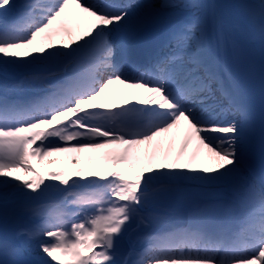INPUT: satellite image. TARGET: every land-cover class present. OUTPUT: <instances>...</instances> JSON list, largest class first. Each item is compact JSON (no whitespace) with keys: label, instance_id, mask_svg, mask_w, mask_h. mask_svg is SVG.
Returning <instances> with one entry per match:
<instances>
[{"label":"snow or ice","instance_id":"1","mask_svg":"<svg viewBox=\"0 0 264 264\" xmlns=\"http://www.w3.org/2000/svg\"><path fill=\"white\" fill-rule=\"evenodd\" d=\"M215 7L0 0V15H12L0 23V264H264V172L248 163L264 117L257 128L232 78L239 45ZM245 16L264 61V0ZM165 19V40L141 62L138 32ZM17 75L15 92L46 91L11 99L3 81ZM114 85L122 103L102 99ZM181 129L206 150L199 162L200 147L185 161L186 143L173 155ZM68 153L72 167H54ZM83 153H101L85 159L103 166H78ZM192 186H226L227 202L145 231L167 219L154 209L166 212ZM9 209L31 221L11 238ZM118 242L128 245L122 257Z\"/></svg>","mask_w":264,"mask_h":264},{"label":"bare ground","instance_id":"2","mask_svg":"<svg viewBox=\"0 0 264 264\" xmlns=\"http://www.w3.org/2000/svg\"><path fill=\"white\" fill-rule=\"evenodd\" d=\"M121 1V4L127 3V0H118ZM131 1V0H130ZM156 4H159L161 0H156ZM13 3H19L20 0H12ZM140 0H134V4L139 3ZM212 2L215 4V11L222 16L225 23L229 27V35L230 38L235 40L236 43L239 45V50L237 55H232L231 50L229 52V57L227 61V66L231 70L232 78L235 80L237 84L240 83V80L238 81L239 77V70H238V64L240 61H245L249 65L252 66L253 71L256 73V75L260 78L262 75H264V61L261 59V53H260V47L259 42L251 43L248 40V33H249V23L245 16L244 6L245 4H253L255 0H212ZM3 11V10H2ZM3 16V15H2ZM9 19L11 21L12 15L9 14L8 16H4L3 20ZM5 22V21H3ZM2 21L0 23H3ZM171 22L168 20H161L158 22L148 23L145 24L142 29L138 32L135 40H134V46L136 45V41L139 38L149 36L152 32L153 35L148 42H156L160 40L162 37H165L167 35V31L170 27ZM71 27V26H70ZM67 37H65V40ZM59 43V40L57 41ZM222 78L225 79L226 84L228 83V79L225 73H221ZM16 80V79H15ZM14 80V81H15ZM13 81V83H14ZM120 86L114 85L112 89L109 90L108 93L105 94L102 99L105 100H115L117 102H123V97L119 94H117V89ZM32 91L29 94V97L41 94L44 91H46V87H38V88H30ZM241 89V88H240ZM243 102L245 105H247V99L245 97V94L241 90ZM9 97L11 99H16V97H13V94L9 92ZM27 97V98H29ZM257 134L253 137L252 142V149L249 155L248 163L251 165V167L254 169V159L257 157V152L255 150L256 146V140H257ZM169 138H171V134H169ZM187 144V148L184 153L185 161H187V158L193 154H197V149L200 147L198 145V141L195 139L194 135L188 134L186 129H181L179 134L175 137L174 143H173V155L175 156L176 153H179L181 149L183 148L184 144ZM167 146V140L166 144ZM206 153L205 149H202L200 147V153L197 155L198 162L200 160V157L203 156V154ZM101 153H83L81 155V163L78 166H82V164H88L89 167H101V165H95V164H89L88 161L85 159L89 156H99ZM76 155L72 154L71 156ZM70 155H62L60 157V163L55 165L54 167H60V166H67L72 167L70 164ZM209 164L212 163V161H208ZM256 164L260 166L257 162ZM244 176L247 177L248 173L245 172ZM242 181H237V186ZM202 191L206 192V195L200 194ZM229 195V189L226 186H218L213 187L207 190H200L195 188L194 186L189 188L188 195L186 198L179 202V203H173L166 205L167 211H161V209H154V214L158 215H164L167 217L166 221L164 222H157L155 223L151 228L146 229L145 231H158L162 232L167 230L170 226H172L173 220L176 218L177 215L180 214H191L194 211L198 209H208L212 206H220L227 202ZM127 245V243H125ZM117 248L119 247V244L117 245ZM128 246V245H127Z\"/></svg>","mask_w":264,"mask_h":264},{"label":"rangeland","instance_id":"3","mask_svg":"<svg viewBox=\"0 0 264 264\" xmlns=\"http://www.w3.org/2000/svg\"><path fill=\"white\" fill-rule=\"evenodd\" d=\"M153 2L156 3L157 1L156 0H153ZM0 12H2V10H0ZM3 18H4V16L0 15V22L1 21L2 22L4 21ZM8 21H6V22H8ZM19 78H20V76L17 75L16 77H13V78H9L7 80H4L3 81V84H5V85L8 86L9 92H11V94H13V97H16V98H18V97L26 98L31 93V91H32L31 89H24V90H22L19 93L15 92L12 89L13 81L15 79H19ZM72 154H74V153H68L66 155H70L71 156ZM83 166H89V165L88 164H82L81 167H83ZM59 198L60 197L56 193H52L49 196V200H52V201L57 200ZM37 203H41V202H37ZM29 222H31V221H29V218L27 216L22 215V214H20L18 212H14L13 210L9 209L8 210V218H7L6 223H5V233H6V235L8 236V238H11L12 237V234L15 232L16 229L25 226ZM35 222H39V217L36 218Z\"/></svg>","mask_w":264,"mask_h":264},{"label":"water","instance_id":"4","mask_svg":"<svg viewBox=\"0 0 264 264\" xmlns=\"http://www.w3.org/2000/svg\"><path fill=\"white\" fill-rule=\"evenodd\" d=\"M118 253H119V254H123V253H121L119 250H118Z\"/></svg>","mask_w":264,"mask_h":264}]
</instances>
